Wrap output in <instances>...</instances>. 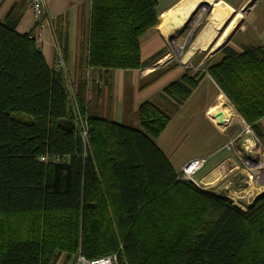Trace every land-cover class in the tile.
I'll list each match as a JSON object with an SVG mask.
<instances>
[{
  "label": "trees",
  "instance_id": "obj_1",
  "mask_svg": "<svg viewBox=\"0 0 264 264\" xmlns=\"http://www.w3.org/2000/svg\"><path fill=\"white\" fill-rule=\"evenodd\" d=\"M157 6L90 0L76 83L16 32L18 17L0 22V264L79 254H117L119 264H264V192L242 210L178 180L155 142L172 115L150 99L138 106V128L112 120V89L102 115L97 80L109 84L114 70L142 69L164 53L140 56ZM241 47H222L219 60L187 69L162 94L176 110L208 74L264 149V45Z\"/></svg>",
  "mask_w": 264,
  "mask_h": 264
},
{
  "label": "crops",
  "instance_id": "obj_2",
  "mask_svg": "<svg viewBox=\"0 0 264 264\" xmlns=\"http://www.w3.org/2000/svg\"><path fill=\"white\" fill-rule=\"evenodd\" d=\"M175 1L177 0H158L157 10L161 7H171L175 4ZM247 4H249V1ZM45 5L49 22L44 27L42 32L43 38L38 42L37 47L47 64L50 67H56L57 53L53 43L57 42V44L61 46L63 54V68H61V70L67 77H71L72 81L76 83L81 52V15L82 13L87 14L90 0H46ZM9 13L18 17L15 26L17 33L26 34L33 31L34 19L28 7L27 0H0V22L4 21ZM143 36L145 37L142 39ZM143 36L140 39V56L141 60L145 61L151 55L162 49L165 43L162 35L157 33L155 27ZM146 70H148V72H145ZM174 71L175 69H164V66H146L142 69L132 70L116 69L111 73L109 84L104 83L102 79L97 80V89H102L100 92L102 115H106L108 110L107 89H112L110 115L112 120L119 124L138 128L139 119L137 109L140 103L147 99L152 100L160 108L168 105L171 107V110L173 109L170 122L155 142L168 158L172 168L177 172L187 160L202 155V153L198 154L199 151L197 148L200 149V147L193 148L192 146L194 144L189 140L193 141L194 139L204 136L202 132H200L199 136V129L206 124L203 113L211 99H208L206 104L202 103L201 108L197 106L193 113V119L186 120V115L182 117V110L185 106L190 104V102H194L193 97L198 89L195 88V93L192 92L187 100L174 110L173 103L168 101L162 94V89L173 80L179 78L183 73H181V71L177 73L176 70V76H172ZM146 83L148 85L144 87ZM189 136L191 139H188ZM202 139L203 138H201V140ZM222 143L223 141L219 142L216 149H211L210 147L205 148L207 156H220L212 167L224 161L227 155H229L228 153L217 155V152L219 153L225 150L222 147ZM189 144H191V146ZM195 144L199 145V143ZM208 171L209 170L204 171L203 174Z\"/></svg>",
  "mask_w": 264,
  "mask_h": 264
},
{
  "label": "rangeland",
  "instance_id": "obj_3",
  "mask_svg": "<svg viewBox=\"0 0 264 264\" xmlns=\"http://www.w3.org/2000/svg\"><path fill=\"white\" fill-rule=\"evenodd\" d=\"M177 1H175V3ZM224 1L228 3L234 11H241L242 17L235 27L232 35L221 45V47L218 48L219 50H216L214 53L212 52V54L210 53L207 56L206 53H196V55L191 57L187 62H183L182 60L189 48L191 40H193V30L197 24L202 21L204 16L201 7H198L192 19L187 23V25L184 26V30L177 35L175 40L178 44V47L176 49L173 48V46L170 44V38L163 35L162 37L165 43L163 47L164 53L149 67L164 66V69H175V71L177 70V73L179 71L182 73L187 69L194 72L199 69L200 63L202 64L209 58H212L213 62L219 60L221 57L219 51L226 45L231 46L238 52L241 51V46L244 44L264 45V0H258L257 2L253 3H251L250 0ZM248 1L249 4H247ZM204 4L209 5V1H205L202 5ZM144 37L145 36H143L142 39ZM175 71L173 72L172 76H176L177 73H175ZM68 82L72 83L71 77H68ZM213 86L214 82L208 74H205L196 87V89H198L196 93L194 91L195 89L193 90V93H195V96L193 97L194 102H190V104L185 106V108L182 110V117L186 115V120L193 119V113L195 112L197 106L201 108L202 103L206 104L208 99H212V92L214 90L212 89ZM71 90L73 89H70V91ZM163 108L169 113L173 112V109L171 110V107L168 105ZM239 116L238 122L229 132L218 131L216 129L209 128V126L206 124L200 128L199 136L200 132H202L204 136L194 139L193 141H189L194 144H192L193 148H197L198 146L200 147V149L197 148V150L199 151L198 154L202 153V155L195 156L189 160L198 158L202 161V165L195 171V176H197V180H195V182L198 184V186L196 185L198 188L210 190L219 196L226 197L236 207L246 210L247 205H249L255 199V197L264 192V186L261 187V181L256 176L258 172L264 170V149L258 140L253 136L249 126L244 122L241 116L240 118ZM20 118L27 120L29 117L26 114H22ZM259 123V127H264L263 123H261V125H259ZM85 136L82 137L84 138ZM189 138L191 139L190 136L188 139ZM201 138L203 139L201 140ZM248 140L252 141V149L250 151H247L245 148ZM221 141H223L222 147L225 150H222L219 153L217 152V155L222 153H228L229 155H227V158L224 161L219 162L214 167H212V165L216 163L218 157L220 156H207V153H205V148L210 147L211 149H216L219 145V142ZM195 143H199V145ZM200 143H202L203 146ZM189 145L191 146V144ZM189 160L183 163L182 166L186 165ZM206 170L209 171L203 174V172ZM191 183L194 184L193 182ZM77 256L75 255L73 258H66L65 255H62L56 264H74Z\"/></svg>",
  "mask_w": 264,
  "mask_h": 264
},
{
  "label": "bare ground",
  "instance_id": "obj_4",
  "mask_svg": "<svg viewBox=\"0 0 264 264\" xmlns=\"http://www.w3.org/2000/svg\"><path fill=\"white\" fill-rule=\"evenodd\" d=\"M203 0H179L171 7L158 8L157 25L155 30L159 35L170 38V44L177 48V35L184 30L183 23L197 7L203 11V19L193 30V40L183 57V62L189 61L196 53H206V56L216 51L232 35L235 27L242 17L241 11H234L224 0H212L210 5H202ZM251 3L258 0H250ZM145 72H148L146 70ZM212 101L207 105L203 118L206 124L218 131L229 132L238 122V113L228 101L224 94L214 85ZM220 112L223 121L219 120L216 114ZM240 118V116H239ZM261 125V123H259ZM264 132V127H260ZM252 141L246 143L247 151L252 149ZM249 156V154H248ZM256 176L264 186V170L258 172Z\"/></svg>",
  "mask_w": 264,
  "mask_h": 264
},
{
  "label": "built area",
  "instance_id": "obj_5",
  "mask_svg": "<svg viewBox=\"0 0 264 264\" xmlns=\"http://www.w3.org/2000/svg\"><path fill=\"white\" fill-rule=\"evenodd\" d=\"M28 7L32 12L34 25L33 31L29 32V36L34 38L36 46L38 42L42 40V32L44 27L48 24L49 19L46 12V0H27ZM55 51L57 53L56 59V68H63V54L61 46L57 44V42L53 43ZM68 89H71L69 86ZM86 135V131H82V136ZM202 165V161L198 158H194L188 161L186 165H183L181 169L177 172V179L180 181L189 180L194 183V185L198 184L195 182L197 180V176H195V171ZM74 264H119L117 254H109L107 256L88 259L81 255L76 257Z\"/></svg>",
  "mask_w": 264,
  "mask_h": 264
},
{
  "label": "water",
  "instance_id": "obj_6",
  "mask_svg": "<svg viewBox=\"0 0 264 264\" xmlns=\"http://www.w3.org/2000/svg\"><path fill=\"white\" fill-rule=\"evenodd\" d=\"M205 1H209V5H210V3H211L212 0H203L201 4H203ZM209 5H208V6H209ZM197 9H198V7L193 11V13L189 16V18L186 19V21L183 23V26L187 25V23L192 19L193 15L195 14V11H196ZM247 9H248V8H247ZM245 10H246V9H245ZM245 10H244V11H245ZM217 50H219V49H217ZM214 52H215V51H214ZM214 52H213V53H214ZM211 54H212V53H211ZM211 101H212V99H211ZM216 116H219V120H220V121H223L220 112H218V113L216 114Z\"/></svg>",
  "mask_w": 264,
  "mask_h": 264
}]
</instances>
